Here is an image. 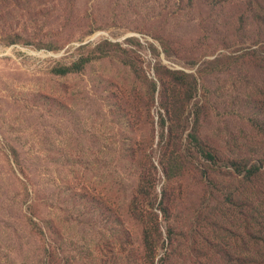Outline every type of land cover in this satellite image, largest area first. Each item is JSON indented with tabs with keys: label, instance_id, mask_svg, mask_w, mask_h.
<instances>
[{
	"label": "rangeland",
	"instance_id": "374dc122",
	"mask_svg": "<svg viewBox=\"0 0 264 264\" xmlns=\"http://www.w3.org/2000/svg\"><path fill=\"white\" fill-rule=\"evenodd\" d=\"M0 264H264V0H0Z\"/></svg>",
	"mask_w": 264,
	"mask_h": 264
},
{
	"label": "trees",
	"instance_id": "16d2710c",
	"mask_svg": "<svg viewBox=\"0 0 264 264\" xmlns=\"http://www.w3.org/2000/svg\"><path fill=\"white\" fill-rule=\"evenodd\" d=\"M87 63L84 59H82L80 62L74 63L71 67H60L55 69V72L57 74H67L72 71H80L83 68V65ZM210 156V155H208Z\"/></svg>",
	"mask_w": 264,
	"mask_h": 264
}]
</instances>
